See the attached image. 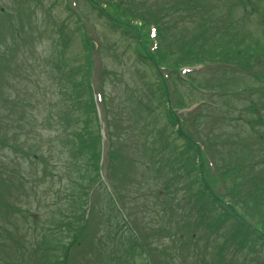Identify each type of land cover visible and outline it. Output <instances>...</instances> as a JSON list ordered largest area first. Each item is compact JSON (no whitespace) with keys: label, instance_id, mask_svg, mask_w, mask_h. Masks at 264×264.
<instances>
[{"label":"rangeland","instance_id":"obj_1","mask_svg":"<svg viewBox=\"0 0 264 264\" xmlns=\"http://www.w3.org/2000/svg\"><path fill=\"white\" fill-rule=\"evenodd\" d=\"M77 1L83 17L72 0H0V264H61L65 255L74 257L71 264H142L144 256L133 259L131 253L134 232L151 252L145 248L144 264H252L264 258V246L263 254L253 251L259 243L240 248L232 240L234 222L221 220L218 211L197 228L185 223L198 208L183 169L195 157L186 150L193 143L203 147L213 170L231 173L226 184L231 189L236 183L242 198L252 184L264 186V59L254 65L264 54V0H123L151 23L160 20L153 54L145 51L151 43L146 37L137 45L140 27L120 29L106 10ZM65 33L69 70L78 72L85 49L89 69L97 70L95 96H105L108 110L105 100L97 104L113 137V159L106 143L101 180L114 195L99 186L89 208L87 171L65 163L72 156L63 120L74 117L68 109L72 88L53 66ZM83 34L101 45L96 65L95 46L83 42ZM160 54L165 57L158 60ZM139 55L172 79L184 66L205 67L185 69L188 76L171 93L177 112L178 102L200 106L196 115L182 114L192 143L170 128L152 95L158 77ZM161 128L166 140L157 135ZM237 173L242 178L234 180ZM218 192L219 199L234 202L225 188ZM115 199L128 224L116 213ZM242 206L248 213L253 208ZM251 213L264 220V213ZM75 231L79 238L71 248Z\"/></svg>","mask_w":264,"mask_h":264},{"label":"trees","instance_id":"obj_2","mask_svg":"<svg viewBox=\"0 0 264 264\" xmlns=\"http://www.w3.org/2000/svg\"><path fill=\"white\" fill-rule=\"evenodd\" d=\"M93 1V0H90ZM97 8L103 11V6L106 11L110 14L112 17V22H117L119 25L124 26L125 29L132 28L136 22L141 23H147L148 19L141 13L136 12L130 8L129 4L123 3V0H95ZM69 15L73 16L69 13ZM74 17V16H73ZM75 18V17H74ZM61 28L64 31H67L66 26H63L61 24ZM137 29V28H135ZM68 34L65 33V37H67ZM85 34H83V42L87 41V37H84ZM142 35H139V38H141ZM63 48L59 52V56L57 53V60H53L54 68H56L55 71H58V74L63 75V79H65L68 84L71 85L72 88V96L70 97V101L72 102V105H70L69 114H72L74 117L72 119H69L68 116L64 115L63 120H67L68 129L66 130L65 134H67V144L66 146L71 149V157H68L69 161L65 163H71L75 165L76 170L79 171H87L88 174H86L85 181L88 182H95L97 178H99L98 171H99V159H100V136L97 133L96 130V124H97V115H96V108L94 104V94L93 91L88 84L87 81V75L85 72V65H81L78 72L74 70H69L70 64L67 62V52L69 49L70 39L67 37L65 40H63ZM165 57V55L160 54L158 57V60ZM52 65L51 63H46V66ZM49 75V74H48ZM50 77H55L54 74ZM165 84L163 81H160L159 84H153V88H155L152 92L153 98L155 101H157L158 105L160 107L164 108V114L165 117L168 119L169 123L172 124V116L170 111L167 109L165 105L166 95L164 93L165 91ZM74 94V95H73ZM86 97L88 98L86 100ZM55 102V99L52 101ZM69 105V104H68ZM82 115V116H81ZM69 119V120H68ZM173 123H175V120H173ZM92 126H95L96 135L93 136L92 133ZM168 128V125H164ZM174 127V126H173ZM163 128V126H162ZM159 129V134H161V138L163 140H166L167 133L163 131V129ZM169 130V128H168ZM163 131V132H162ZM168 132V131H167ZM181 138L186 137L180 133L179 135ZM188 140V139H187ZM191 142V141H189ZM192 143V142H191ZM78 144V145H76ZM187 152H194L196 150L195 145L192 143V147L189 145V147L186 149ZM197 151V150H196ZM198 152H196L193 158V161L191 162L190 159L188 162H184L183 169L185 170V173L190 179L189 186L187 188V193L189 192V195L194 199V207H198L200 210L198 213V218L195 219H188L185 223H188L192 227H199L203 221L204 217L207 215H211L214 211H218V206L216 201L212 198L211 193H202L199 190V187L202 185V176H201V167L200 164L197 163L196 157ZM84 161V166L81 167V162ZM190 161V162H189ZM80 165V166H79ZM77 172V173H78ZM91 183V184H92ZM86 185V184H85ZM84 189V187H81ZM87 188V186H86ZM89 190V188H87ZM254 203H255V210L253 212L258 213L259 210L256 208L260 207L262 210V213H264V187L259 188V196L257 198V193L254 191ZM80 198V197H79ZM191 200V199H190ZM80 204V203H79ZM210 211V212H209ZM258 211V212H257ZM209 212V214H208ZM221 220H226V218H232L234 219V234L232 235V240L238 244L240 248H244L246 246H254L257 243L261 247L264 246V238H257L254 234L253 230L248 227L247 225H244L242 223H239L237 221V218L234 213L228 212H221ZM79 215L77 214L75 219V224L79 223ZM261 219V218H260ZM258 219V224L261 226L263 233H264V220ZM78 239V236L75 234L72 242H75ZM71 242V243H72ZM258 245V246H259ZM227 244L221 247V250L224 251ZM131 253L133 256V259L135 257H142L144 255L143 245L140 243L137 238H135L134 235L131 237V243H130ZM255 247H253V251H255ZM124 256V255H123ZM136 263V261H133ZM141 264V263H140ZM144 264V261L143 263ZM264 264V263H263Z\"/></svg>","mask_w":264,"mask_h":264}]
</instances>
